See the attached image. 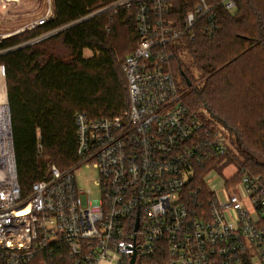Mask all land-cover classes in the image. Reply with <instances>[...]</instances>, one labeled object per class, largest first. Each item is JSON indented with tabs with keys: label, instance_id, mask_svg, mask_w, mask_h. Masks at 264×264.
Returning a JSON list of instances; mask_svg holds the SVG:
<instances>
[{
	"label": "built area",
	"instance_id": "obj_1",
	"mask_svg": "<svg viewBox=\"0 0 264 264\" xmlns=\"http://www.w3.org/2000/svg\"><path fill=\"white\" fill-rule=\"evenodd\" d=\"M192 2L179 18L176 0H114L77 21L135 12L139 44L124 65L130 109L99 120L78 114L79 163L63 172L53 167L51 179L33 184L27 197L18 181L12 125L0 129V264H30L53 244L64 245L74 264H129L134 254L136 264H264L261 174L242 170L236 179L240 171L228 164L223 170H235L224 177L216 171L223 161L203 177L207 200L193 199L203 193L190 186L196 168L229 152V132L184 106L172 61L180 39L199 29L214 33L215 7L234 12L237 4L185 3ZM48 4L28 31L54 19L53 0ZM84 165L99 173L96 201L84 202L86 192L78 187Z\"/></svg>",
	"mask_w": 264,
	"mask_h": 264
},
{
	"label": "trees",
	"instance_id": "obj_2",
	"mask_svg": "<svg viewBox=\"0 0 264 264\" xmlns=\"http://www.w3.org/2000/svg\"><path fill=\"white\" fill-rule=\"evenodd\" d=\"M113 1L53 0L54 19L0 42L24 197L33 184L51 179L53 167L63 172L79 163L78 114L99 120L130 109L124 65L139 44L135 12L108 11L77 22ZM176 2L182 18L195 1ZM236 4L234 12L215 7L214 33L199 29L194 37H183L172 61L175 80L182 81L178 87L184 106L232 135L226 155L206 162L204 169L196 168L190 186L203 193L193 196L194 201L207 200L203 177L223 161L220 169L228 164L238 168L236 179L242 170L264 177V0H236ZM85 50L92 56L86 58ZM51 247L39 250L30 264H74L64 245Z\"/></svg>",
	"mask_w": 264,
	"mask_h": 264
},
{
	"label": "rangeland",
	"instance_id": "obj_3",
	"mask_svg": "<svg viewBox=\"0 0 264 264\" xmlns=\"http://www.w3.org/2000/svg\"><path fill=\"white\" fill-rule=\"evenodd\" d=\"M48 6V0H19L18 3H12L7 6H4L0 3V42L13 36L17 31H21L23 29L26 31L27 26L43 18ZM46 37H48V34L41 36L39 39H44ZM33 42L34 41H31L30 44ZM60 50L65 53V50H62V48H60ZM84 56L89 58L92 56V52L90 50H85ZM185 61L188 66H191L189 57H186ZM193 72L197 76V72L195 70H193ZM176 82L179 87H182V81L180 78H177ZM226 130L229 132V136H227V138L232 145L233 143L230 139V136L232 135L227 128ZM233 147L235 150H237V146L233 145ZM234 170V167H229L226 170L219 169L216 171L222 176L228 177L233 174ZM98 179L99 173L92 165H84L78 172V187L81 191L86 192V195L83 196L84 202H86L88 198L91 201H96L99 199L100 192L95 184ZM88 192L90 193L88 194Z\"/></svg>",
	"mask_w": 264,
	"mask_h": 264
},
{
	"label": "bare ground",
	"instance_id": "obj_4",
	"mask_svg": "<svg viewBox=\"0 0 264 264\" xmlns=\"http://www.w3.org/2000/svg\"><path fill=\"white\" fill-rule=\"evenodd\" d=\"M9 108L5 75L3 68H0V129L4 131L11 129Z\"/></svg>",
	"mask_w": 264,
	"mask_h": 264
},
{
	"label": "water",
	"instance_id": "obj_5",
	"mask_svg": "<svg viewBox=\"0 0 264 264\" xmlns=\"http://www.w3.org/2000/svg\"><path fill=\"white\" fill-rule=\"evenodd\" d=\"M3 68V71H4V75H5V68ZM9 113H10V108H9ZM11 118V117H10ZM11 120V119H10ZM138 227V226H137ZM129 264H136V254H134L132 257H131V261Z\"/></svg>",
	"mask_w": 264,
	"mask_h": 264
},
{
	"label": "crops",
	"instance_id": "obj_6",
	"mask_svg": "<svg viewBox=\"0 0 264 264\" xmlns=\"http://www.w3.org/2000/svg\"><path fill=\"white\" fill-rule=\"evenodd\" d=\"M0 68H2V67H0ZM109 264H112V263H109Z\"/></svg>",
	"mask_w": 264,
	"mask_h": 264
}]
</instances>
